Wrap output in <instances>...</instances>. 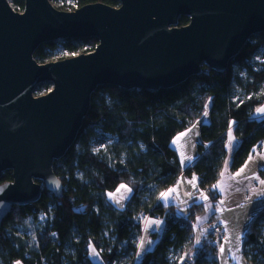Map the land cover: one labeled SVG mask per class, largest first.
<instances>
[{
	"label": "trees",
	"instance_id": "trees-1",
	"mask_svg": "<svg viewBox=\"0 0 264 264\" xmlns=\"http://www.w3.org/2000/svg\"><path fill=\"white\" fill-rule=\"evenodd\" d=\"M74 9L88 3L101 2L118 6L120 0H72ZM15 10L23 9V0H11ZM57 9L65 10L63 6ZM188 22L180 16L178 25ZM94 37L69 38L40 44L33 56L38 62L51 61L57 46L69 55L93 50ZM264 47V31L250 36L223 72L202 66L199 74L185 81L156 91L122 90L116 85H100L90 96V105L83 117L73 144L65 154L53 161V171L61 181L56 196L42 188L35 203L15 205L0 224V264H184L195 251L194 264H219V242L194 241L193 222L203 212V203L185 208L163 204L160 194L175 183L182 172L172 138L194 123L209 105V121L200 125L196 159L183 170L197 178V186L210 201L219 195L213 192L220 178L226 155V133L233 125L239 139L230 168L237 169L264 140V115L254 117V110L264 103V62L253 66V54ZM246 72L239 78L232 64ZM242 97H234L235 84ZM50 83L36 86L45 93ZM234 122V123H233ZM111 134V163L93 153L91 142L102 134ZM143 146V147H141ZM123 160V161H122ZM81 178L77 177V172ZM12 180L10 170L0 175V183ZM125 183L132 189L122 209L114 207L105 193ZM43 220L39 219L40 213ZM146 217H161L164 230L152 249L136 258ZM264 205L252 218L244 240L248 264H264ZM109 229V236H104ZM90 247L100 262L89 257ZM178 251L183 259L170 260ZM126 256L120 262L121 256Z\"/></svg>",
	"mask_w": 264,
	"mask_h": 264
},
{
	"label": "water",
	"instance_id": "water-1",
	"mask_svg": "<svg viewBox=\"0 0 264 264\" xmlns=\"http://www.w3.org/2000/svg\"><path fill=\"white\" fill-rule=\"evenodd\" d=\"M0 0V224L12 206L58 196L53 161L73 144L92 92L171 88L200 73L223 72L246 40L264 31V0H120L60 10L49 0ZM180 16L188 22L178 25ZM94 37L93 50L38 62L45 42ZM50 88L35 95L37 85Z\"/></svg>",
	"mask_w": 264,
	"mask_h": 264
},
{
	"label": "crops",
	"instance_id": "crops-1",
	"mask_svg": "<svg viewBox=\"0 0 264 264\" xmlns=\"http://www.w3.org/2000/svg\"><path fill=\"white\" fill-rule=\"evenodd\" d=\"M258 108L259 107H257L252 114L254 117L264 115V112H256ZM205 111L208 112V109ZM203 113L194 123L178 132L172 138L170 146L176 152L182 172L176 178L175 183L163 191L168 192V190L171 189L168 197L161 198L160 196L159 200L165 205L173 204L181 208L187 207L189 204L193 203V200L196 201L195 203H203V212L197 215L193 222L194 232L198 229L200 231L199 233L202 235V239L200 237V242L197 243L198 246L209 235L207 223H216L220 226L224 235L222 240L218 243V263L238 264L236 259L238 258L239 264H248L244 255V240L252 218L264 205V183H261V181H264V167L259 166L264 164V140L258 146L259 148H256L255 152L252 153L240 167L231 169L230 164L233 152L238 146L239 139L233 131V125L230 126L226 133V155L221 168L220 178L216 183V191L219 198L215 202L209 199L205 200L204 196H206V194L198 189L197 179L193 180L195 176H187L183 172V170L197 157L196 144L199 141V128L201 124L209 121V113L206 119ZM193 125H197V128L188 132L183 137L178 136L179 133L186 132V130L192 128ZM174 140L175 142L173 143ZM184 161H188L187 167L184 166ZM128 195L129 192L127 189H124L123 195H115V198L110 197V200L115 206L117 204L118 207H122ZM169 200L171 203L167 202ZM117 201L119 203H117ZM148 218L149 217H146V222ZM202 225H206L207 227L205 232H201ZM237 235L240 236L239 241L236 240ZM156 236L157 233L154 234V237ZM221 245L225 246L224 253L220 252ZM92 249L95 248L93 247ZM91 251L90 247V259L94 262H100L98 251L95 249L98 255L94 256V258L90 255Z\"/></svg>",
	"mask_w": 264,
	"mask_h": 264
},
{
	"label": "rangeland",
	"instance_id": "rangeland-1",
	"mask_svg": "<svg viewBox=\"0 0 264 264\" xmlns=\"http://www.w3.org/2000/svg\"><path fill=\"white\" fill-rule=\"evenodd\" d=\"M49 1L56 8L60 7V6H63V7L66 8L65 10H73L74 9V3L72 2V0H49ZM8 2L12 6L11 0H8ZM12 8H13V6H12ZM70 56H72V55H69V54L65 53L63 50H61L60 46H57L56 53H55V55H54V57H53V59L51 61L62 59V58H66V57H70ZM250 62L255 67H257L258 64H260L261 62H264V47L259 48L253 54ZM232 71H233V73L235 75H238L239 78H245L246 77V72L243 69L240 70L239 67L237 66V64H235V63L232 64ZM34 94L37 95L38 93L34 92ZM233 96L234 97H238V98L243 96L242 90L236 84L234 85ZM261 107H264V103H262L259 106V108H261ZM256 112H258V111H256ZM115 142H116V137L115 136H113L111 134H108V133H105V134H102V136H98L96 139H94L91 142L90 146H91V150H92L93 153L99 154L101 157L105 158L107 160V162L111 163L113 161V159H114V154H113L111 145L113 143H115ZM141 147H143V146H141ZM255 149H254V152H255ZM76 174H77L78 178H81V173L79 171ZM120 185H122V184H119L118 187L115 188L114 190L107 191L105 193L106 199L114 207H116L118 209H122L125 204L122 207H118L116 202H115V204H116V206H115L113 204V202L110 200V196L108 194L112 193L113 194L111 196L112 198H115V195H117V196L118 195H123L124 189H120V191H117V189L120 187ZM124 185H126V184H124ZM127 188H129V187L127 186ZM130 195H131V193H129L128 197ZM128 197H126L125 199L127 200ZM126 200H125V202H126ZM155 221H162L163 223L157 225L155 223ZM197 221H198V218H197ZM145 222H146V219H145ZM143 226H144V230H143L141 239L139 241V245H138L137 252H136V258L141 257V255L145 251L152 249V247L154 246L156 241L159 239V237L161 236V234H162V232L164 230V220L161 217H150V218L147 219L146 224L143 225ZM206 230H207L206 225H202L201 226V232H205ZM199 232L200 231L198 229H196L195 232H194V241H195L196 244L198 242H200V237L202 239V235ZM155 233H157L156 237H154ZM108 234H109V229L108 230L105 229L104 236L108 237L109 236ZM260 234H261V238L264 239V224H262L260 226ZM92 248L93 247H91L92 251H91L90 255H91L92 258H94V256L92 255V252H93ZM245 253H246V257H249V251L247 250V247H246ZM178 258L179 259L183 258V255H181L178 251H173L170 254V260L171 261H174V260H176ZM125 259H126V256L122 255L121 258H120V262H123Z\"/></svg>",
	"mask_w": 264,
	"mask_h": 264
},
{
	"label": "snow or ice",
	"instance_id": "snow-or-ice-1",
	"mask_svg": "<svg viewBox=\"0 0 264 264\" xmlns=\"http://www.w3.org/2000/svg\"><path fill=\"white\" fill-rule=\"evenodd\" d=\"M208 107H209V105H205V108H206V109H207ZM257 111H258V112H264V107H261V108L257 109ZM203 116H204V118L206 119L207 116H208V112L205 111V112L203 113ZM233 123H234V122H233ZM196 128H197V125H193L192 128L186 130V132H181V133H179L178 136H179V137H183V136H185L188 132H191V131H193V130L196 129ZM174 142H175V140L173 141V143H174ZM233 146H234V145H233ZM183 163H184V166L187 167L188 161H184ZM259 166H260V167H264V164H261V165H259ZM196 179H197L196 177H193V180H196ZM261 183H264V181H261ZM215 187H216V186H213V192H215ZM120 189H127V191H128L129 193H131V191H132V189L127 188V185H124V184L120 185V187L117 189V191H120ZM170 192H171V189H169L168 192H162V193L160 194L161 198H166V197H168V195H169ZM108 195L111 197L113 194H112V193H109ZM204 199L207 200L208 197H207V196H204ZM167 202H168V203H171L170 200L167 201ZM195 202H196V201L193 200V203H195ZM117 203H119V202L117 201ZM155 223H156L157 225H159V224H162L163 222H162V221H155ZM236 240H237V241L240 240V236H239V235L236 236ZM237 250H238V249H237ZM220 252H221V253H224V252H225V246H224V245H221V246H220ZM92 255H93V256L98 255V253L95 252V249H93ZM234 258H236V257H234ZM182 259H183V258H182ZM236 259H237L238 264H239V259H238V258H236ZM15 264H20V262L17 261V262H15Z\"/></svg>",
	"mask_w": 264,
	"mask_h": 264
},
{
	"label": "built area",
	"instance_id": "built-area-1",
	"mask_svg": "<svg viewBox=\"0 0 264 264\" xmlns=\"http://www.w3.org/2000/svg\"><path fill=\"white\" fill-rule=\"evenodd\" d=\"M257 149L259 148L258 146L256 147ZM44 218V214L41 212L39 214V219L43 220ZM146 222H144L145 225ZM208 229H209V235L203 240V243H210V242H219L220 240H222V238L224 237L222 229L220 228V226L216 223L213 222H208L207 223ZM143 230H144V226H143ZM143 233V231H142ZM142 236V235H141ZM140 236V239H141ZM140 241V240H139ZM195 251L191 254V256H189L188 258H184L182 261V263L184 264H194L193 262V257L195 255Z\"/></svg>",
	"mask_w": 264,
	"mask_h": 264
}]
</instances>
